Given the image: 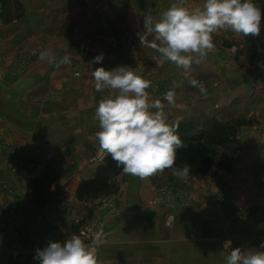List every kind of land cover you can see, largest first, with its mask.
I'll list each match as a JSON object with an SVG mask.
<instances>
[{"label":"crops","instance_id":"1","mask_svg":"<svg viewBox=\"0 0 264 264\" xmlns=\"http://www.w3.org/2000/svg\"><path fill=\"white\" fill-rule=\"evenodd\" d=\"M175 2L0 0V264H40L34 258L38 248L71 236L92 219L104 221L97 264H225L220 224L228 209H216L208 200L220 186L229 187L240 211L229 231L233 248L260 249L264 17L259 36L216 31L214 49L184 70L140 43L143 35L154 39L144 18L157 22ZM203 2L185 0L184 6ZM253 2L264 10V0ZM248 49L256 51L250 61ZM42 52L48 53L43 59ZM101 53L103 60L90 64ZM15 62L25 65L19 74L11 72ZM120 65L152 82L150 100H161L170 124L232 120L230 107L237 101L246 104L258 129L240 139L230 167L212 168L200 178H180L172 170L147 178L122 171L110 181L114 192L79 202V185L92 179L97 167L90 162L99 150L95 109L109 92L95 90L92 71ZM193 79L205 93L192 86ZM169 90L175 91L174 105L163 99ZM165 189L171 198L162 199ZM105 200L116 213L103 207ZM157 200L160 204L150 206Z\"/></svg>","mask_w":264,"mask_h":264},{"label":"clouds","instance_id":"2","mask_svg":"<svg viewBox=\"0 0 264 264\" xmlns=\"http://www.w3.org/2000/svg\"><path fill=\"white\" fill-rule=\"evenodd\" d=\"M184 5L185 0L172 3L155 23L152 16H146L144 27L154 34V39L140 37L141 45L184 70L190 69L193 63H200L214 49L213 33L218 30L229 29L243 37L260 34L264 10L253 0H204L202 6L191 9ZM47 55L42 52L40 58ZM103 58L101 53L90 64L99 63ZM63 62L68 63V57ZM259 66L264 67V62ZM92 76L97 92L109 90L94 113L100 129L95 134L99 151L110 156L125 174L147 178L172 169L174 175L186 177L190 165L174 168L176 151L184 147L178 135V124L167 121L160 99L150 100L147 89L152 82L126 65L110 70L97 67ZM191 84L198 86L201 93L206 92L197 80L193 79ZM163 99L174 105L175 91L165 92ZM101 236L102 231L96 232L91 243L76 234L63 242L50 241L46 247L36 250L34 258L40 264H97L96 245ZM260 249H264V242ZM260 249L233 248L232 241L226 240L223 242V250L227 252L225 264H264V250Z\"/></svg>","mask_w":264,"mask_h":264},{"label":"trees","instance_id":"3","mask_svg":"<svg viewBox=\"0 0 264 264\" xmlns=\"http://www.w3.org/2000/svg\"><path fill=\"white\" fill-rule=\"evenodd\" d=\"M178 135L184 147L177 149L174 168L183 165L191 166L189 176L203 177L210 169L216 167H230L239 149L237 136L244 122L229 120L223 122L214 118H203L199 121L177 122ZM172 170V169H165ZM173 171V170H172ZM122 172L110 156H106L104 163L96 167L92 179L82 182L77 189V199L84 202L87 199L109 195L114 192L111 179Z\"/></svg>","mask_w":264,"mask_h":264},{"label":"built area","instance_id":"4","mask_svg":"<svg viewBox=\"0 0 264 264\" xmlns=\"http://www.w3.org/2000/svg\"><path fill=\"white\" fill-rule=\"evenodd\" d=\"M106 8V7H105ZM14 66H19L18 64H13ZM20 70L21 67H20ZM15 70L14 73L19 74L21 71ZM107 155L104 153H101L99 150L97 153L92 157L91 163H93L96 166H99L104 163V159ZM227 186H220L219 190L217 192H212L209 194V203L216 209H220L221 207H227V212L223 216L220 224V230H221V243L223 245V242L226 240H231L230 237V228H231V222L234 221V219L241 218L240 211L233 205V202L231 201V195L230 191ZM160 195L163 198H169L170 195H172V192L169 189H165L160 192ZM171 198V197H170ZM150 206H155L157 204H160V200L150 202ZM103 207H106L108 210H110L111 214L116 213L114 208L112 207L110 201L105 200L103 201ZM93 220V219H92ZM84 224L82 227L78 228L76 232L73 234L80 235L82 239L85 240L86 243H91V240L96 232L100 230V228L103 227L104 221H100L98 219H94L93 221ZM71 234V236L73 235ZM70 235L60 237L56 241L63 242L64 240L71 237ZM97 246V245H96Z\"/></svg>","mask_w":264,"mask_h":264},{"label":"rangeland","instance_id":"5","mask_svg":"<svg viewBox=\"0 0 264 264\" xmlns=\"http://www.w3.org/2000/svg\"><path fill=\"white\" fill-rule=\"evenodd\" d=\"M250 46V45H249ZM250 48V47H249ZM86 51V50H84ZM238 49L235 50V53H233L234 55H237L239 52H237ZM247 54L249 55V57L247 58V61H250V56H255L256 55V51L254 52L253 50H250L248 49L247 50ZM251 54V55H250ZM16 63V62H15ZM15 63H12V64H15ZM20 64V67L21 69L23 70L25 68V65H23L22 63H19ZM20 67L19 66H14L12 65L10 68H11V72L14 73L15 70H20ZM21 71V70H20ZM26 71V70H25ZM14 74H17V73H14ZM242 102H234L233 105L230 107L232 108V111L235 112L234 113V118L233 120H238L240 123L241 121L244 122L245 126H242L240 129H239V132H238V136H237V139H238V142L241 141L244 139V137H246L247 135H250L251 133H254L258 128H257V125H255L254 121L251 119V118H248V110L247 111H244V109L246 108V104H241ZM249 105V104H247ZM247 109H248V106H247ZM208 118V117H207ZM210 118V117H209ZM216 119V118H214ZM202 118H195V119H191L190 121H199L201 122ZM189 121V120H187ZM226 123V121H223ZM173 123H177V122H172L171 124ZM257 124V123H256ZM239 148H240V145H239ZM239 150V149H238ZM238 152V151H237ZM236 152V153H237ZM236 155V154H235ZM90 162H91V159H90ZM93 164V163H92Z\"/></svg>","mask_w":264,"mask_h":264}]
</instances>
